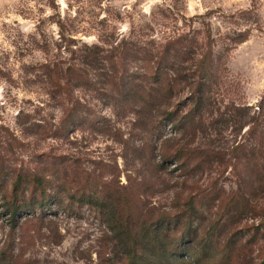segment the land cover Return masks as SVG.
Here are the masks:
<instances>
[{"label": "rangeland", "instance_id": "374dc122", "mask_svg": "<svg viewBox=\"0 0 264 264\" xmlns=\"http://www.w3.org/2000/svg\"><path fill=\"white\" fill-rule=\"evenodd\" d=\"M48 1L0 0V197L10 190L14 173L44 172L54 163L51 157H63L57 166L67 167L64 178L74 181L64 193L56 191V199L43 209L20 214L14 222L0 208V264L128 263L117 233L97 210L70 199L90 188L83 172L96 177L94 188L125 187L127 199L159 214L170 211L175 192L186 196L210 189L234 197L236 209L244 208V160L238 156L244 144L264 156V110L255 138L246 135L243 125L256 118L259 104L264 107V0H52L54 8ZM59 19L65 33L80 27L74 37L87 46L112 37L113 45L126 40L150 48L170 34L187 33L196 41L190 48L199 55L208 43L212 77L195 122L176 129L160 117L151 118L153 112L127 95L82 89L70 95L72 103L82 106L81 121L58 131L62 110L71 103L62 99L66 95L50 94L43 70L57 53ZM191 57L193 64L199 58ZM190 63H182L186 76L194 68ZM138 65L130 63L127 75L141 73ZM189 107L184 90L161 108L183 115ZM237 144L241 147L232 152ZM186 149L198 153L190 158L187 180L172 157ZM161 153L168 160L162 161ZM159 164L161 170L151 169ZM72 169L83 179L74 178ZM56 179L61 183L62 175L53 174L51 185L58 184ZM247 200L264 210V171ZM235 217L220 233L241 244L234 264H260L264 240L246 242L244 223L251 220L244 211Z\"/></svg>", "mask_w": 264, "mask_h": 264}, {"label": "trees", "instance_id": "16d2710c", "mask_svg": "<svg viewBox=\"0 0 264 264\" xmlns=\"http://www.w3.org/2000/svg\"><path fill=\"white\" fill-rule=\"evenodd\" d=\"M47 4L52 8L55 6L52 0ZM56 25L59 28L58 41L55 43L57 53L51 61L45 63L43 73L49 81L50 94L66 95L62 99L67 104L71 103L62 110L56 125L58 131L65 129L70 123L81 121L79 114L82 106L79 102L72 103L70 95H74L75 90L82 89L95 95H127L140 108L153 112L152 115L149 114L151 118L156 120L160 117V120L170 122L176 129L195 122V116L203 108L205 86L207 87L212 77L208 43L204 44V51L199 55L190 48L196 41L189 39L187 33L170 34L154 47L151 44L150 48H143V42L126 40L113 45L112 37L109 40L108 37L102 39L103 41L100 39L99 43L87 46L81 39L74 37L80 27L73 26L65 33V25L60 19L56 21ZM208 38L209 36L206 37ZM191 56H199L194 64V57ZM185 61H190V65L194 66L189 77L184 73L182 63ZM130 63H139L141 73L127 75V66ZM184 90L190 101L186 113L180 115L178 109L167 111L161 108L169 104L172 95H179ZM263 110V105L259 104L256 118L243 123L247 126L246 135L251 138H255L259 116ZM83 123L93 124L95 121L85 119ZM240 147L237 144L232 152ZM241 153L238 157L244 160L242 209L234 207V197H221L210 189L188 193L186 196L175 192L170 211L159 214L146 209L137 201L127 199L129 194L125 193V187L111 189L106 184L104 187L94 188L96 177L87 172H83L86 174L84 184L89 185V190L86 193H76L77 197L71 194L70 199L77 198L79 202L97 210L109 230L117 233L118 242L129 259L127 264H234L235 257H239L237 251L241 244L232 239L233 236L225 237L220 233L232 219L237 218L235 216L244 211V218L251 220L244 223L248 224L247 232L244 233L246 242L256 238L264 240V210H257L247 202L252 183L264 171V156L260 157L253 149L246 148L245 144ZM195 154H198L195 150L186 149L184 154L172 155L175 163L179 164L182 175H186V180L192 170L189 167L190 158L196 159ZM160 156L162 161L170 157L167 153H161ZM1 160L0 158V164ZM62 160L63 157H51L54 163L47 166L50 173L46 168L44 172L19 170L12 175L10 190L0 197V208L9 216L10 221H16L20 214H31L43 209L56 199V191L64 193L65 188L70 187L74 180H70L69 176L64 178L67 167L57 166ZM203 161L198 160L197 165ZM151 169L157 171L162 167L161 164L152 165ZM2 171L3 168L0 173ZM71 173L74 178L78 176L83 179V173L74 169ZM53 174L62 175L61 183L56 179L58 184L52 182L51 185L49 179ZM208 213H211L209 218ZM260 264H264V259Z\"/></svg>", "mask_w": 264, "mask_h": 264}]
</instances>
